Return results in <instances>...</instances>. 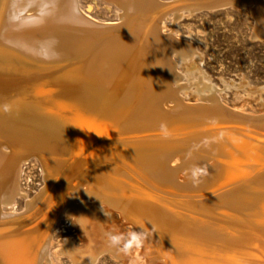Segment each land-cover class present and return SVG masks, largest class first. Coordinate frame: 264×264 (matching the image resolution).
<instances>
[{
	"label": "bare ground",
	"instance_id": "bare-ground-1",
	"mask_svg": "<svg viewBox=\"0 0 264 264\" xmlns=\"http://www.w3.org/2000/svg\"><path fill=\"white\" fill-rule=\"evenodd\" d=\"M105 1L119 24L80 0H0V264H43L63 214L78 234L50 264H264V112L184 103L172 56L191 47L163 22L250 4L264 37V0ZM32 157L46 185L17 213ZM126 229L146 234L132 253L107 242Z\"/></svg>",
	"mask_w": 264,
	"mask_h": 264
},
{
	"label": "rangeland",
	"instance_id": "rangeland-1",
	"mask_svg": "<svg viewBox=\"0 0 264 264\" xmlns=\"http://www.w3.org/2000/svg\"><path fill=\"white\" fill-rule=\"evenodd\" d=\"M162 1L167 3L175 0ZM243 5L204 8L199 11L183 10L184 14L179 18H175L173 12H168L163 19L165 32L191 47L188 53H180L183 55L186 52L192 56L189 63L182 64L178 54L172 56L179 73L178 85L183 88L180 92L184 103L202 104L215 95L229 108L244 107L248 113L264 112V37L258 36L257 31L258 24L263 27V17L257 16L250 4ZM80 8L101 23L121 22L122 9L108 1L80 0ZM189 64L196 66L197 74L189 75L186 70ZM243 99L249 100L244 103ZM41 164L39 159L32 157L21 166L20 188L26 196L16 200L13 207L15 212H24L27 201L35 198L45 187L44 167ZM89 200L79 195L75 199L76 203ZM55 230L57 232L54 231L50 238L55 246L48 243L43 264H50V260L56 261L59 255L55 256L54 252L69 236L78 234L77 227H72V219H66L65 214L61 216ZM124 233H129L128 229ZM79 239L77 242L81 247ZM127 252H134V248ZM60 255L64 259L61 264H73L65 255ZM100 260L97 264H118L108 259L107 255Z\"/></svg>",
	"mask_w": 264,
	"mask_h": 264
},
{
	"label": "clouds",
	"instance_id": "clouds-1",
	"mask_svg": "<svg viewBox=\"0 0 264 264\" xmlns=\"http://www.w3.org/2000/svg\"><path fill=\"white\" fill-rule=\"evenodd\" d=\"M177 54H179V52H177ZM179 58L182 64H186L190 62L192 56L185 53L183 55H180ZM12 111H13V106L11 103L5 102L0 104V112L7 114V113H11ZM161 131L163 134L165 135L167 134L165 126L163 124L161 125ZM190 172H191L190 179L192 180V182L194 184L199 183V178L203 174L202 170L198 166H194L191 168ZM145 235L146 234L143 231L137 232L133 230L127 234L114 231L107 233V242L110 247L117 248L127 252L134 247L135 248L141 247L142 244L144 243ZM83 254L85 256H88L91 253L90 251H85Z\"/></svg>",
	"mask_w": 264,
	"mask_h": 264
}]
</instances>
